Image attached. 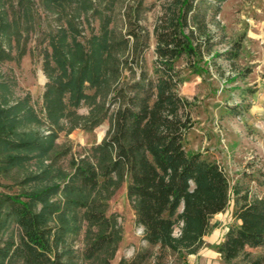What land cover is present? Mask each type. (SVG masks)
Segmentation results:
<instances>
[{
  "label": "trees",
  "instance_id": "trees-1",
  "mask_svg": "<svg viewBox=\"0 0 264 264\" xmlns=\"http://www.w3.org/2000/svg\"><path fill=\"white\" fill-rule=\"evenodd\" d=\"M224 1L182 0L178 11L161 17L155 27L157 59L153 74L143 69L119 96L122 98L117 97L120 105L112 115L107 135L91 148V154L73 160L70 172L55 169L53 164L44 165L55 148L58 131L46 136L20 131V103L8 108L0 103V144L7 151L3 159L6 167L13 168L34 157L42 163L32 177L38 184L26 194L28 200L5 195L1 201L0 264H77L68 235L76 229L79 210L88 221L103 226L86 247L85 257L93 259L108 252L116 243V235L94 193L102 184L101 177L109 184L115 182L114 176L122 180L124 175L130 179L128 197L135 204L144 237L150 245L159 246L160 252L173 246L178 221L183 224L181 241L208 235L212 219L226 211L235 195L238 225L229 227L218 251L228 264H264V251L259 255L249 251L264 249V196L232 191L219 162L203 152H190L186 143L194 120L191 103L179 92L184 79L177 62L186 57L194 71L203 70L202 46L211 38L208 13L212 9L219 12ZM190 20L195 28L186 32ZM70 25L52 36L51 51L44 54L46 113L60 130L70 105L79 108L83 101L96 102L101 86L110 84L121 70L109 30L93 36L86 48L77 36L71 38ZM8 26L0 16V29ZM88 88H96V92L89 94ZM121 91L123 88L116 96ZM106 112L93 110L87 117L91 124L88 128L96 127ZM59 194L64 202L53 201ZM12 222L20 229L19 237L6 238L5 230ZM148 261L149 253L141 251L119 264ZM104 264H110V258L106 257Z\"/></svg>",
  "mask_w": 264,
  "mask_h": 264
},
{
  "label": "rangeland",
  "instance_id": "rangeland-1",
  "mask_svg": "<svg viewBox=\"0 0 264 264\" xmlns=\"http://www.w3.org/2000/svg\"><path fill=\"white\" fill-rule=\"evenodd\" d=\"M59 1L0 0V16L10 25L0 29V103L6 108L20 103V131L45 136L52 130L58 131L55 148L45 158L44 165L53 164L55 169L70 172L72 161L91 154V148L107 135L112 115L120 105L118 98H122L119 96L127 86L143 69L153 74L157 59L155 27L165 13L178 11L182 0H86L87 6L84 0ZM207 21L211 38L202 46L203 70L194 71L186 57L177 62L184 79L179 92L191 103L194 120L186 139L187 148L219 162L232 191L238 189L251 196H264V0H225L219 12L212 9L208 13ZM69 23L71 38L77 36L86 48L93 36L109 30L121 70L110 84L101 86L96 102L83 101L79 108L70 105L60 130L46 113L44 94L48 77L44 71V54L51 51L52 36ZM191 28H195L193 20L186 32ZM121 88L123 92L116 96ZM86 91L94 94L96 88ZM98 108L106 110V116L89 129L87 117ZM6 154L0 144V206L5 195H20L28 200L26 194L38 184L32 177L42 165L34 157L7 168L3 160ZM113 179L115 182L108 184L101 177L102 184L94 195L115 231L116 243L108 252L86 258V247L103 226L88 221L83 210H79L76 229L68 235L77 264H104L106 257L110 258V264H119L141 251L149 253L147 264H192L209 247L218 251L215 242L226 234L227 228L238 225L233 195L226 211L212 219L208 235L196 241H181L183 224L178 221L173 234L176 240L162 253L159 246H152L145 239L144 229L137 222L135 204L128 197L129 177ZM53 201L64 202L61 194ZM4 234L6 238L19 237L20 229L12 222ZM249 251L259 255L264 249ZM212 264L228 263L219 254L213 257Z\"/></svg>",
  "mask_w": 264,
  "mask_h": 264
},
{
  "label": "crops",
  "instance_id": "crops-1",
  "mask_svg": "<svg viewBox=\"0 0 264 264\" xmlns=\"http://www.w3.org/2000/svg\"><path fill=\"white\" fill-rule=\"evenodd\" d=\"M227 231H228V228L225 232L227 233ZM225 235L220 240L215 242L216 246L220 244V242L224 239ZM219 254H220V252L215 250V249L213 251V247L211 246V247H209V249H207V252L204 253V255L202 257H200L199 259L196 258L194 260V263H192V264H212L213 257L217 258L219 256Z\"/></svg>",
  "mask_w": 264,
  "mask_h": 264
}]
</instances>
